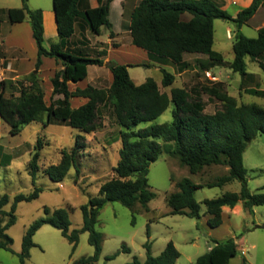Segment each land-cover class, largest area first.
I'll use <instances>...</instances> for the list:
<instances>
[{"label": "trees", "instance_id": "trees-1", "mask_svg": "<svg viewBox=\"0 0 264 264\" xmlns=\"http://www.w3.org/2000/svg\"><path fill=\"white\" fill-rule=\"evenodd\" d=\"M85 0H52L53 12L57 24L60 43L45 46L43 11L29 7L28 0H22L21 8L7 10L11 24L22 23L29 18L33 38L38 48L35 70L22 79L0 80V118L10 127V134L16 135L33 123L41 122L44 126L64 124L80 130L84 134L96 132L101 127L99 122L100 107H109L120 127L121 148L119 160L113 168V176L104 182L98 194L80 210L83 217L81 229L71 230L68 210L57 208L53 211L44 207L45 217L36 220L26 231L22 250L18 257L19 264H27L31 249L36 246L34 236L44 225H50L61 231L62 236L72 245V254L78 247L81 233H89V244L95 248L92 256L82 257L74 264H97L102 251L103 236L96 230L100 211L109 202H119L127 208L140 204L148 210L149 202L156 197L148 182L150 165L165 152L177 157L189 168L191 174H198L204 168L225 166L228 173L207 184L195 183L183 178L175 184L176 191L167 196L170 214L183 215L192 219L201 218V204L195 198V192L204 187H223L234 181L241 183L240 192H228L214 199H206L210 228H218L223 222V208H235L239 203L252 212L255 206H264V188L251 192L248 187L247 169L244 153L248 143L264 134V109L256 104L239 105L236 99L228 95L221 83L202 86V93L218 100L222 108L213 114L205 112V105L199 96H193L185 88H173L171 94L162 92L153 78L141 84L131 78L129 68L152 67L153 64L176 65L180 72L190 67L185 60L187 54L207 57V61H197L203 69L210 70L217 66H227L242 77L244 82L252 78L247 71L246 58L257 62L264 70V28L256 38H248L239 30L254 17L264 0H253L252 4L242 9L236 17L224 10L214 0H141L131 14L130 36L132 44L144 50L151 63L119 64L107 63L113 80L109 88L99 89L88 85L84 89L71 91L69 83L77 84L88 76L89 66H104L99 57L71 53L65 50V43L74 33L76 24L84 19L94 35H101L102 28L110 29V7L113 0H97L96 7L82 10ZM189 16V18H186ZM224 20L234 23L238 29L233 43L234 59L227 63L222 53L214 49V22ZM2 20L0 18V28ZM110 38H114L113 31ZM43 58H54L62 68L51 78V103L45 99V88L39 77ZM153 63V64H152ZM162 72V86L170 87L175 82V75L165 67ZM254 96L264 98V90L245 88ZM55 96H61L55 99ZM84 98L87 102L73 108L72 99ZM173 104L171 122L152 124ZM150 123V125H147ZM82 137V135H80ZM83 138V137H82ZM44 148L43 140L37 139L29 162L31 176L36 179L39 172V160ZM79 139L72 150H63L58 164L48 166L44 173L54 182L63 181L72 168L79 166ZM42 192L36 187L28 195L15 196L11 210L9 196L0 197V250L12 252L13 239L7 230L16 223V210L21 202L37 199ZM5 218H8L5 221ZM147 257L144 263L138 257L126 264H176L180 253L170 241L159 256L151 254L149 241L144 245ZM123 251L130 252L127 246ZM238 254L235 238L214 241L210 250L197 258L194 264H230ZM117 255V254H116ZM112 255L107 260L116 257Z\"/></svg>", "mask_w": 264, "mask_h": 264}, {"label": "rangeland", "instance_id": "rangeland-1", "mask_svg": "<svg viewBox=\"0 0 264 264\" xmlns=\"http://www.w3.org/2000/svg\"><path fill=\"white\" fill-rule=\"evenodd\" d=\"M220 6L226 4V0H215ZM17 4L11 2V5ZM30 8L39 4L53 11L52 0H28ZM23 3L21 4L22 7ZM13 7V8H21ZM45 8V7H44ZM39 9V8H33ZM237 9L231 6L228 12L231 14ZM113 17V13L111 18ZM260 16L251 24L242 27L241 34L248 38H256L258 33L255 26L258 25ZM50 21L48 24L50 25ZM214 49L221 52L227 63L234 59L233 43L238 29L234 23L224 20L214 22ZM230 29L229 32L227 30ZM6 42L9 46H20L25 61L21 66V72H25L37 59V44L33 38L32 27L27 17L24 24L15 27L9 24L5 30ZM110 30L102 28L98 40L107 41ZM51 37V36H50ZM49 37V38H50ZM49 42V41H48ZM123 46L115 50L111 55L112 62L126 64L136 61L151 63L144 50L132 46ZM8 60L12 61V69H17V63L22 53L20 50H11L7 53ZM190 67L184 72L174 64H168L165 68L175 75L176 79L170 87L162 86L163 75L159 67H131V78L141 84L148 78H153L162 92L169 95L173 88H185L193 96H199L205 105V112L213 114L222 108L221 103L215 98L200 92L202 86H212L217 83L223 85L224 91L234 97L239 105L256 104L264 109V98L250 95L245 88H257L264 90V70L257 62L246 58L247 71L252 78L247 79L242 87V77L234 73L227 65L217 66L215 69H203L197 63L198 59L193 54L185 55ZM1 78L14 80L22 79L33 72L34 69L18 77V72L9 67L2 68ZM49 67V63H46ZM91 79L101 77L99 89H107L110 86L111 71L108 65L90 67ZM210 72L211 76L207 74ZM49 70H44L39 77L45 88L47 104L51 103L52 87L48 81ZM61 96H55L58 99ZM73 108L82 105L81 99H72ZM173 104L169 109L152 124H161L173 120ZM99 122L101 127L94 133L84 134L80 130L64 124H51L44 126L41 122H33L25 126L16 135H11L10 127L0 118V197L9 196V204L5 210L9 212L15 196L28 195L38 187L42 189L39 197L30 202H21L16 210V223L7 233L13 239L12 252L0 250V264H19V253L22 250V241L27 229L38 219L45 217L44 207L51 211L57 208L68 210L71 220V230L81 229L83 217L80 207L97 196L99 187L113 176V168L119 160L121 148L120 127L109 107H100ZM150 125V123L146 124ZM82 135V137H80ZM43 140L44 148L39 160V172L36 179L30 174L29 162L37 139ZM79 139V166L72 168L67 177L61 182L52 181L44 170L58 164L62 158L63 150H72ZM244 164L247 169L248 187L251 192H257L264 188V134L248 143L244 153ZM227 172L225 166H211L204 168L197 175L190 173L189 168L172 155L163 152L159 159L150 165L148 182L156 197L149 202V209L145 210L140 204L134 208H127L119 202H109L100 211L96 230L103 236L102 251L97 264H126L138 257L142 263L146 260L147 251L144 245L149 241L151 254L159 256L167 244L172 241L180 253L176 264H194L198 257L207 253L214 241H224L235 238L238 254L230 264H264V206H258L252 212L243 208L237 211L226 210L222 224L212 229L207 224L208 215L203 201L222 196L227 192H240L241 183L234 181L223 188L204 187L195 192L196 200L201 204L202 215L200 219H192L183 215L170 214L167 205V196L176 191L175 184L183 178H189L195 183H207L214 181L218 176ZM8 218H5L7 221ZM89 233L80 234L79 244L72 254V245L62 236L60 230L44 225L34 236L35 247L31 249V256L27 264H74V261L92 256L95 248L89 244ZM127 246L130 252L123 251ZM117 254V255H116ZM116 255L112 260L107 257Z\"/></svg>", "mask_w": 264, "mask_h": 264}, {"label": "crops", "instance_id": "crops-1", "mask_svg": "<svg viewBox=\"0 0 264 264\" xmlns=\"http://www.w3.org/2000/svg\"><path fill=\"white\" fill-rule=\"evenodd\" d=\"M17 1H19V4H20L19 6H17V4H13L14 6L11 5V2L16 3ZM140 1L141 0H113L112 1L111 7H110V14H109V19H110V22L112 24V27L109 30H110V32L113 31L114 38L111 39L110 34H109V37H108L107 41H105V42L98 40V38L96 37L97 35H94L91 32L86 21L84 19H80L76 24L74 35L70 39H68L65 43V50L69 51L71 53L81 52L83 54L89 55L90 57H99V58L104 60V67H105V65H107V63L109 61H112L111 55H112V53H114L115 50H118L123 46L133 48L132 46H134V45L132 44L129 26L131 23L130 22L131 14H132L133 10L135 9V7L140 3ZM176 1H178V0H176ZM226 1H227L226 4L221 6L224 10L228 11V9L231 6L237 7L235 12L232 13L233 17H236L237 14L242 9L249 7L253 2V0H226ZM21 4H22V0H0V18L2 20L1 28H0V61L3 62L2 68L6 69L5 67L10 66V70L18 72V77L26 74L30 70L32 71L36 65V62H37V59H36L35 62H32L31 67H29L25 72H21V66H22L23 62L25 61V58L23 56V52L21 51V47L20 46H9V45H7V42H6L7 41L6 40L7 34H5V30L7 29L9 24H11L7 18V10L11 9L13 7H21ZM97 4H98L97 0H85L81 4V8H82V10H85L89 7L93 8V7H96ZM33 8H39L43 11L45 46L47 48H50L52 45L60 43V38L58 36V30H57V24H56L54 12L51 9L46 8V6H43L42 4H39L38 6L33 7ZM112 13H113V17L111 18ZM259 16H260L261 20L258 23V25L255 26V31L257 33H259V30L264 28V5H262L259 8V10L254 15V17L248 22V25L251 24V22H253L255 19H257ZM186 18H189V16H187ZM25 21L22 23H16V24H12V25H15V27H18V26L24 24ZM48 21L51 22L50 25L48 24ZM105 28H107V27H105ZM229 31H230V29L227 30V32H229ZM241 31H242V28L239 30V33H241ZM214 43H215V39H214ZM14 49L20 50V52L22 53L21 57L18 60L16 70H13L11 68L12 67V61L8 60V55H7V53L9 51L14 50ZM144 54L148 58L147 53L144 52ZM193 55H195L196 59H198L199 61H203V62L207 61L206 56L198 55V54H193ZM37 58H38V50H37ZM148 60H149V58H148ZM46 63H49L50 66L46 67L47 66ZM140 63H143V62H141L139 60V61L131 62V63L128 62L126 64L135 65V64H140ZM154 66L159 67V68L160 67H166V66H160L158 64H155ZM62 67H63L62 64L58 63L54 58H43V64H42L41 69H40V75H42V72L44 70H49L51 72V74H48V78H47L49 81L54 76L55 72L60 70ZM90 67H92V66L88 67V76L84 81L79 82L77 84L69 83V88L71 91H74L77 88L84 89L88 85H92L96 88H100L99 86L101 84V77H97L96 79H91L90 71H89ZM213 69H215V68H212V70ZM11 79L14 80V78H11ZM109 80H110V85H111L112 80H113L112 74L110 75ZM158 85L160 87V84H158ZM77 99L82 100V105L87 102V99H84V98H77ZM71 102H73V100ZM227 173H228V168H227V172L222 174L221 176H223ZM193 175H197V174H193ZM221 176H218L215 180H217ZM210 182H213V181H210ZM207 183H209V182H207ZM207 183H200V184H207ZM229 184H231V183H229ZM226 185H228V184H226ZM225 186H223V187H225ZM223 187H220V188H223ZM239 204L235 208H233L232 210L237 211L238 209H240ZM242 206H243V204H242ZM255 207H258V206H255ZM226 210H229V207L223 208V216L226 213ZM201 212H202V208H201ZM230 263H231V261H230Z\"/></svg>", "mask_w": 264, "mask_h": 264}, {"label": "built area", "instance_id": "built-area-1", "mask_svg": "<svg viewBox=\"0 0 264 264\" xmlns=\"http://www.w3.org/2000/svg\"><path fill=\"white\" fill-rule=\"evenodd\" d=\"M1 74H2V69H1V67H0V78H1ZM207 74H208L209 76H211L210 72H207Z\"/></svg>", "mask_w": 264, "mask_h": 264}, {"label": "water", "instance_id": "water-1", "mask_svg": "<svg viewBox=\"0 0 264 264\" xmlns=\"http://www.w3.org/2000/svg\"><path fill=\"white\" fill-rule=\"evenodd\" d=\"M263 229H264V227H263Z\"/></svg>", "mask_w": 264, "mask_h": 264}]
</instances>
